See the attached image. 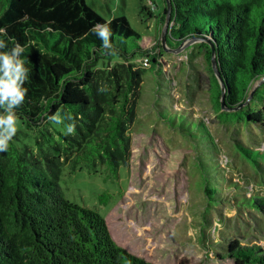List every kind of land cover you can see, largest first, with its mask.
Returning a JSON list of instances; mask_svg holds the SVG:
<instances>
[{"label": "trees", "instance_id": "1", "mask_svg": "<svg viewBox=\"0 0 264 264\" xmlns=\"http://www.w3.org/2000/svg\"><path fill=\"white\" fill-rule=\"evenodd\" d=\"M163 2L158 15L162 26L167 12ZM169 2L166 43L177 46L188 38L200 39L194 45L211 72L209 95L218 117L264 123V0ZM139 14L143 19L154 15L143 0ZM107 21L111 52L91 31ZM0 28L25 47L21 58L29 69L27 94L15 111L24 126L36 132L38 144L37 150L19 146L14 137L8 151L0 153V264H154L119 245L102 214L70 201L59 178L65 164L72 171L87 167L93 172L101 165L115 175L120 165L129 164V126L144 72L138 60L147 58L154 69L165 51L161 40L159 51L143 47L142 34L126 15L107 20L87 0H0ZM206 39L214 45L225 105L231 110L222 108ZM7 42L11 49L13 41ZM104 87L107 90L100 91ZM56 113L64 117L63 124L48 120ZM66 116L75 121L73 135L65 134ZM187 120L195 124L191 135L205 140L202 146L216 147L203 122ZM238 147L260 167L257 158L263 152L248 143ZM216 160L211 156L200 164L210 167L202 174L211 201L223 187L215 183L214 177H220L211 170ZM249 202L264 213V192ZM227 255L236 264H264V250L255 244L232 241Z\"/></svg>", "mask_w": 264, "mask_h": 264}, {"label": "rangeland", "instance_id": "2", "mask_svg": "<svg viewBox=\"0 0 264 264\" xmlns=\"http://www.w3.org/2000/svg\"><path fill=\"white\" fill-rule=\"evenodd\" d=\"M87 2L107 20L126 15L142 34L139 43L159 51L163 0H143L154 13L145 19L139 0ZM178 46L166 43L154 69L145 57L138 60L144 72L129 126V164L120 165L116 175L101 165L93 172L65 164L59 185L70 201L102 214L119 245L147 261L236 264L227 255L232 241L264 250V213L249 202L264 192V155L257 158L258 168L238 147L248 143L264 153V123L222 121L210 99L211 72L203 53L194 44ZM187 119L203 122L216 147L202 146L205 140L191 135L195 124ZM17 127L16 143L37 150L36 132L19 118ZM211 156L217 158L211 170L220 177L215 183L223 186L215 201L206 196L202 174L210 167L200 166Z\"/></svg>", "mask_w": 264, "mask_h": 264}, {"label": "clouds", "instance_id": "3", "mask_svg": "<svg viewBox=\"0 0 264 264\" xmlns=\"http://www.w3.org/2000/svg\"><path fill=\"white\" fill-rule=\"evenodd\" d=\"M111 21L96 24L91 29L103 42V47L110 52L113 50L110 44ZM7 37V40L5 39ZM8 40L13 41V46L8 49ZM0 153L8 151L10 142L16 136L17 114L19 108L25 100L27 89L25 82L29 79V69L25 67L24 60L21 58L25 52V47L14 38L8 37L7 29L0 28ZM101 88L100 91H106ZM68 123L65 125V134L73 135L76 131L75 121L71 116H66ZM48 120L55 124H63L64 117L59 113L48 116Z\"/></svg>", "mask_w": 264, "mask_h": 264}, {"label": "water", "instance_id": "4", "mask_svg": "<svg viewBox=\"0 0 264 264\" xmlns=\"http://www.w3.org/2000/svg\"><path fill=\"white\" fill-rule=\"evenodd\" d=\"M166 2V8H167V12H166V17H165V21H164V25H163V28L161 30V43L164 47V49H166V33H167V30H168V25H169V17H170V9H171V6H170V2L169 0H165ZM200 41V39L198 38H188L186 40H184L180 46H178V49L179 48H183V47H186V46H189V45H192L194 44L195 42H198ZM205 41H207L209 43V41L206 39ZM210 46H211V50H212V55H211V65H212V69L219 81V84L221 86V94H220V97H221V102H222V108L224 110H231V108H228L226 105H225V101H224V96H225V84H224V81L220 75V71H219V68H218V63H217V60H216V54H215V48H214V45L212 43H209ZM252 93H250L249 95V98L251 97Z\"/></svg>", "mask_w": 264, "mask_h": 264}, {"label": "built area", "instance_id": "5", "mask_svg": "<svg viewBox=\"0 0 264 264\" xmlns=\"http://www.w3.org/2000/svg\"><path fill=\"white\" fill-rule=\"evenodd\" d=\"M154 7H155V5H154ZM145 60H147V58H145Z\"/></svg>", "mask_w": 264, "mask_h": 264}]
</instances>
